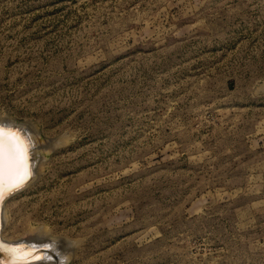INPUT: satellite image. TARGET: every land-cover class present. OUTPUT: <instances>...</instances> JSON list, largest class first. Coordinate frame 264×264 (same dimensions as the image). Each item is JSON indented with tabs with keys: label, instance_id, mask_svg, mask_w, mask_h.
<instances>
[{
	"label": "rangeland",
	"instance_id": "1",
	"mask_svg": "<svg viewBox=\"0 0 264 264\" xmlns=\"http://www.w3.org/2000/svg\"><path fill=\"white\" fill-rule=\"evenodd\" d=\"M0 116L44 157L6 238L76 240L67 264H264V0H0Z\"/></svg>",
	"mask_w": 264,
	"mask_h": 264
},
{
	"label": "bare ground",
	"instance_id": "2",
	"mask_svg": "<svg viewBox=\"0 0 264 264\" xmlns=\"http://www.w3.org/2000/svg\"><path fill=\"white\" fill-rule=\"evenodd\" d=\"M0 123H3L14 130H18L23 136L29 138L33 145V147H31L28 152V166H29L30 175L24 180L23 185L20 188L13 190L11 192L6 191L4 193L3 199H0V245H3V248L6 249V252H8L7 249L9 247L25 246L32 244L35 245L50 244L53 245V247L48 248L49 253L46 254L50 257V259L42 260L40 262H35L31 264H67V261L71 256V253L73 252V250H75L74 248L76 247L77 244L76 240L54 237L50 235L49 232H47V230H45L41 226L36 227L35 230L33 229L31 233H29L24 237L10 239L4 236V229L7 224L6 209H5V204L7 200H9L10 197L23 190L31 182L34 181L35 178L33 180L30 179L31 177L33 176L36 177V175L39 174L40 169L42 168L39 166V164L44 157L41 151V147H42L41 138L38 136V132L36 131V129L32 124L18 123L6 116L4 117L0 116ZM52 144L56 145L57 143L53 142ZM40 251L41 253H44L42 252V249H40ZM2 255L5 254L2 253ZM7 259H9V261ZM10 261H12V256L9 252L6 255V257L0 258V264L9 263Z\"/></svg>",
	"mask_w": 264,
	"mask_h": 264
},
{
	"label": "snow or ice",
	"instance_id": "3",
	"mask_svg": "<svg viewBox=\"0 0 264 264\" xmlns=\"http://www.w3.org/2000/svg\"><path fill=\"white\" fill-rule=\"evenodd\" d=\"M33 147L29 138L0 123V199L6 191L20 188L30 175L28 152ZM53 247L50 244L25 245L9 247L7 251L12 256V264H29L34 260H48L50 257L41 253L40 249ZM0 251H4L0 245Z\"/></svg>",
	"mask_w": 264,
	"mask_h": 264
},
{
	"label": "water",
	"instance_id": "4",
	"mask_svg": "<svg viewBox=\"0 0 264 264\" xmlns=\"http://www.w3.org/2000/svg\"><path fill=\"white\" fill-rule=\"evenodd\" d=\"M34 178H35V176L31 177L30 180H33ZM42 252H44L45 254H48L49 250L48 249L47 250L46 249H42ZM2 253L5 254V255H2ZM7 254H8V252H6V249H4V251H0V258L1 257H6ZM7 260L9 261V259H7ZM40 261H42V260H34V261L29 262V264L35 263V262H40ZM4 264H12V261H10L9 263H4Z\"/></svg>",
	"mask_w": 264,
	"mask_h": 264
}]
</instances>
